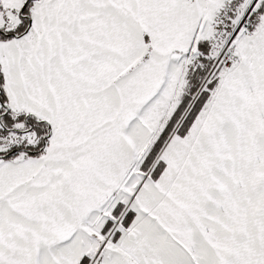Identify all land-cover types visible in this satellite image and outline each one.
I'll list each match as a JSON object with an SVG mask.
<instances>
[{"label":"snow or ice","instance_id":"snow-or-ice-1","mask_svg":"<svg viewBox=\"0 0 264 264\" xmlns=\"http://www.w3.org/2000/svg\"><path fill=\"white\" fill-rule=\"evenodd\" d=\"M0 264H264V0H0Z\"/></svg>","mask_w":264,"mask_h":264}]
</instances>
